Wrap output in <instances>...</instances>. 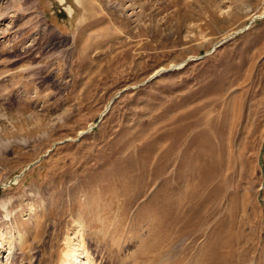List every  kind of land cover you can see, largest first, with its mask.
Wrapping results in <instances>:
<instances>
[{
    "label": "rangeland",
    "instance_id": "obj_1",
    "mask_svg": "<svg viewBox=\"0 0 264 264\" xmlns=\"http://www.w3.org/2000/svg\"><path fill=\"white\" fill-rule=\"evenodd\" d=\"M79 235L264 264V0H0V264Z\"/></svg>",
    "mask_w": 264,
    "mask_h": 264
},
{
    "label": "bare ground",
    "instance_id": "obj_2",
    "mask_svg": "<svg viewBox=\"0 0 264 264\" xmlns=\"http://www.w3.org/2000/svg\"><path fill=\"white\" fill-rule=\"evenodd\" d=\"M79 236L80 239L78 240V243H75L74 245H67V248L64 252V257L61 259V264H95V259H93V256L91 257L89 252H87L86 248L84 247V238L82 235ZM85 257L86 259H84Z\"/></svg>",
    "mask_w": 264,
    "mask_h": 264
},
{
    "label": "water",
    "instance_id": "obj_3",
    "mask_svg": "<svg viewBox=\"0 0 264 264\" xmlns=\"http://www.w3.org/2000/svg\"><path fill=\"white\" fill-rule=\"evenodd\" d=\"M175 67H171L170 69H174ZM158 74V73H157Z\"/></svg>",
    "mask_w": 264,
    "mask_h": 264
}]
</instances>
